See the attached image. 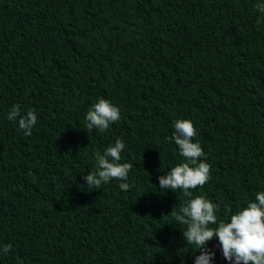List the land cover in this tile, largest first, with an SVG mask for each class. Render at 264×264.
<instances>
[{
    "label": "trees",
    "instance_id": "obj_1",
    "mask_svg": "<svg viewBox=\"0 0 264 264\" xmlns=\"http://www.w3.org/2000/svg\"><path fill=\"white\" fill-rule=\"evenodd\" d=\"M257 3L0 0V246L12 245L0 264H195L170 215L189 197L157 178L182 162L169 138L190 119L211 165L192 197L220 205L217 225L264 191ZM99 98L121 113L105 132L86 127ZM14 104L36 110L30 136L7 119ZM117 138L133 187H87L94 153Z\"/></svg>",
    "mask_w": 264,
    "mask_h": 264
},
{
    "label": "clouds",
    "instance_id": "obj_2",
    "mask_svg": "<svg viewBox=\"0 0 264 264\" xmlns=\"http://www.w3.org/2000/svg\"><path fill=\"white\" fill-rule=\"evenodd\" d=\"M255 8L262 14L257 18V23H260L264 21V3H257ZM120 116L118 106L99 98L85 116L86 127L105 132L119 121ZM7 119L17 121L25 136L32 134L38 122L34 108L22 110L19 104L12 105ZM173 127L169 142L174 141L178 146L183 160L157 179L159 189H179L189 197L178 211L174 207L170 215L178 223L187 225L182 235L186 243L195 245L200 253L195 256V264H211L214 260L215 253L207 246L214 238L218 239L223 257L229 264H264V191L256 194L254 202L247 203L245 208L231 215L230 222L221 220L217 225L216 212L220 205L204 195L192 197V190L203 187L211 179V165L205 162L206 154L199 142H193L197 130L190 119H178ZM125 147V141L117 138L102 153H94L95 167L83 177L87 187L99 189L114 179L120 181L122 191L127 192L133 187L129 182L133 164L121 162ZM11 249V244L0 246V254L7 255ZM18 264H23V261H18Z\"/></svg>",
    "mask_w": 264,
    "mask_h": 264
},
{
    "label": "water",
    "instance_id": "obj_3",
    "mask_svg": "<svg viewBox=\"0 0 264 264\" xmlns=\"http://www.w3.org/2000/svg\"><path fill=\"white\" fill-rule=\"evenodd\" d=\"M217 250H220V256H221V262L222 264H224V257H223V254H222V249H221V246L220 244H215L212 251L216 254V251ZM215 259V258H214ZM214 263V260L211 262V264Z\"/></svg>",
    "mask_w": 264,
    "mask_h": 264
}]
</instances>
